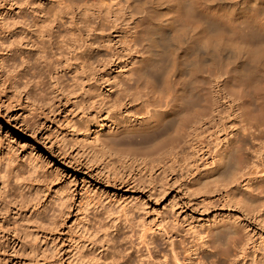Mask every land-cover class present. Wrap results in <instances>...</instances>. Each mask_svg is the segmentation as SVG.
Masks as SVG:
<instances>
[{
	"label": "rangeland",
	"instance_id": "374dc122",
	"mask_svg": "<svg viewBox=\"0 0 264 264\" xmlns=\"http://www.w3.org/2000/svg\"><path fill=\"white\" fill-rule=\"evenodd\" d=\"M38 1L52 12L54 0ZM23 2L0 0V181L20 196L0 218V264H264L257 151H246L240 136L238 166L212 162L215 144L227 143L238 120L229 99L208 119L182 118L181 142L164 141L167 123L156 134L94 144L84 128L99 106L80 86L96 75L87 65L65 67L58 54L65 44L50 34L39 60L23 43L33 17ZM86 19L93 22L90 10L65 9L59 30L82 29ZM128 82L122 98L133 100L127 112L137 114L143 94ZM104 87L97 89L113 91ZM226 223L236 231L223 229L211 242L208 233Z\"/></svg>",
	"mask_w": 264,
	"mask_h": 264
},
{
	"label": "bare ground",
	"instance_id": "6f19581e",
	"mask_svg": "<svg viewBox=\"0 0 264 264\" xmlns=\"http://www.w3.org/2000/svg\"><path fill=\"white\" fill-rule=\"evenodd\" d=\"M52 3L50 13L41 1L24 0L25 9L31 8L33 17L24 22L23 43L29 45L28 49L39 60H44L43 37L50 34V38L65 44L58 53L65 67L87 65L94 71L96 80L80 86L91 103L99 106L97 110L93 108L95 119L92 115L93 121L84 128L92 143L113 145L121 136L156 134L167 128V123L170 132L164 141L176 137L181 142L182 118L208 119L218 113L219 100L227 98L235 106L238 120L226 134L227 143L219 140L215 144L214 166L240 163L235 155L242 153L245 141L249 145L245 150L257 151L255 157L264 165V0H54ZM68 8L90 10L93 22L79 21L82 29L74 25L62 34L59 30L62 14ZM24 54L28 60L32 55ZM27 63L34 65L31 60ZM130 79L132 87L144 96L138 104L142 111L137 114L128 113L127 106L133 100L122 98L125 87H131ZM104 86L113 91L105 94L97 89ZM110 96V100H105ZM205 106L207 114L202 116ZM243 110H248L249 116H244ZM179 123L183 125L180 130ZM236 136L238 140L240 136L247 140H240V144ZM262 172L259 178L264 186ZM2 179L0 218L15 209L20 197L18 190L14 193L6 189L3 176ZM233 226L230 223L217 226L208 231L212 241L207 239L215 242L223 229L235 232ZM146 250L149 257L151 249ZM169 251L175 258V251ZM156 262L149 260L145 264H159Z\"/></svg>",
	"mask_w": 264,
	"mask_h": 264
}]
</instances>
